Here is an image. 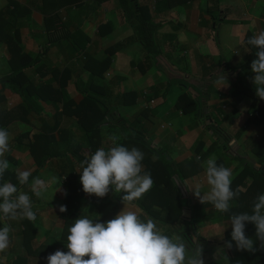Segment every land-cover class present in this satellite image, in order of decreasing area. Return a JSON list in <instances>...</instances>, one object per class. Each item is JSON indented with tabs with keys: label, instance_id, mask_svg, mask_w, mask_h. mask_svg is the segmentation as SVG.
Instances as JSON below:
<instances>
[{
	"label": "crops",
	"instance_id": "obj_1",
	"mask_svg": "<svg viewBox=\"0 0 264 264\" xmlns=\"http://www.w3.org/2000/svg\"><path fill=\"white\" fill-rule=\"evenodd\" d=\"M138 2L155 26L153 57L134 40L118 0H0V80L22 74L17 80L22 95L0 82V128L9 131L11 149L5 154L10 167L0 184L11 182L27 193L36 215L34 221L7 222L12 244L0 254L8 257L0 264H47L50 254L68 251V228L77 218L86 214L102 223L103 205L96 208L92 202L98 197L85 194L81 186L80 197L69 201V182L80 174L85 158L100 147H110L109 134L120 135V144L125 136L119 127L103 125L91 149L71 110L63 112V103L79 102L89 82L98 95L105 91L103 99L111 102L115 117L129 122L136 118L132 133L137 131L168 161L189 162L212 146L196 174L175 180L189 205L201 203L191 191L196 185L201 186V195L208 191L201 164L210 156L231 169L232 180L245 165L264 169L263 148L256 146L264 137V100L256 96L252 83L256 49L245 41L264 30V0ZM115 45L121 48L109 56L108 68L91 80V70L99 72L100 60ZM88 59L94 61L91 70L85 67ZM220 76L227 79L226 87L215 83ZM26 87L29 92L23 91ZM122 93H129L128 104L115 102ZM181 95L188 98L176 108ZM129 139L122 145L138 149ZM28 144L33 152L26 149ZM19 170L31 172L27 185L19 184ZM52 176L60 184L49 185L43 198H37L30 188L32 180ZM77 184L80 187V181ZM119 196L110 190L105 197ZM61 205L66 212L59 211ZM123 207L120 202L114 217ZM183 212L184 218L191 216L187 207ZM206 215L209 222L194 225L196 234L198 228H231L229 218L213 206L206 208ZM31 223L34 235L27 238Z\"/></svg>",
	"mask_w": 264,
	"mask_h": 264
},
{
	"label": "clouds",
	"instance_id": "obj_2",
	"mask_svg": "<svg viewBox=\"0 0 264 264\" xmlns=\"http://www.w3.org/2000/svg\"><path fill=\"white\" fill-rule=\"evenodd\" d=\"M246 43L256 49L257 59L251 63V71L255 74L252 83L256 96L264 100V30L247 39ZM215 83L218 88L226 87L227 79L220 76ZM106 139L110 147L98 148L80 163V183L83 192L89 196L103 198L110 190L122 194L123 210L104 223L96 222L86 214L77 218L68 228V251L57 250L50 254L46 258L47 264H204L199 233L191 238L190 246L188 240L176 233L165 234L151 217L141 219L142 210L137 209L135 202L153 185L151 174L143 169L144 153L120 144L118 134H109ZM10 150V133L0 128V179L10 167L5 158ZM196 159L200 161V157ZM201 167L208 191L201 195L199 184L191 191L202 204L209 203L215 211L228 213L230 201L239 196V189H232L231 169L217 165L214 155ZM30 176V171L19 170L17 180L21 186L27 185ZM59 184L55 176L48 180L36 177L30 188L37 198H43L49 185ZM59 211L66 212V206L61 205ZM24 219H36L31 197L18 191L15 184L5 181L0 184V224L4 225L0 227V254L6 253L12 244V228L7 222ZM228 220L231 241L225 243L224 248L231 249L234 241L238 251H255L254 241L245 235V225L251 223L255 226L260 248L264 249V194L253 201L251 212L232 214ZM7 258L4 255L0 261Z\"/></svg>",
	"mask_w": 264,
	"mask_h": 264
},
{
	"label": "trees",
	"instance_id": "obj_3",
	"mask_svg": "<svg viewBox=\"0 0 264 264\" xmlns=\"http://www.w3.org/2000/svg\"><path fill=\"white\" fill-rule=\"evenodd\" d=\"M118 1L124 18L133 29L134 40L148 55L152 57L155 56L157 54V45L154 40L155 26L150 22L147 8L143 7L138 0ZM207 12L211 15L213 20H217L215 14L210 11ZM0 15H2L1 12ZM217 22L220 21L217 20ZM100 35H104V33L101 31ZM247 39L248 37L245 41H247ZM120 48V45H115L107 50L106 54L108 57H104L99 62V66L101 67L99 72L91 70L89 67V64L94 63V61L92 62V60L88 59L85 62V67L91 70V80L101 77L102 73L110 64L109 56ZM96 63L98 65V62ZM21 75V73L11 75L1 79L0 82L1 84L11 87L13 91L21 94L22 89L19 90L17 85V80ZM93 86L95 85L92 82L88 83L86 89L81 91L82 98L79 102H74L73 100L65 101L63 103V112L66 113L68 110H71L72 116L83 131V139L87 141L91 149H94L95 136L99 133L103 125H115L119 127L125 136L122 144L130 140L129 138H133L131 140L134 145L144 153V159L142 161L143 169L145 172L151 174L153 180L151 189L137 201V205L140 210H142L141 219L143 220L147 217H151L157 222L158 228L165 234L176 233L188 240L189 245H191V233L193 231L196 232V227L194 225L201 221L205 223L209 222V215H206V208L212 205L209 203H195L189 205L188 200L180 194L175 180L182 182L189 176L196 174L200 169L198 165L200 161L198 162L197 159H193L189 162L176 164L168 161L156 150L149 148V145L143 142L144 138L142 139V136H140L137 131L132 133L133 128H131V125L136 123V118H133L131 122H129L121 117H115L112 112L113 105H111L110 101V103L106 104L107 101L103 99L106 98L105 91L101 93V97V94L98 95L95 92L97 89L92 88ZM23 91L29 92L30 90L26 87ZM128 94L129 93H122L120 98L115 100V102L120 105L128 104L130 102L126 101V97L129 96ZM133 97L135 98L134 95ZM186 97L188 98L187 95H181L179 97L176 108L181 107V103H183ZM256 146H262L264 151V137L256 143ZM26 149L30 152L34 151L33 145L30 144H28ZM197 150L200 149L198 148ZM210 150H212V146L200 156V159L206 157L210 153ZM79 177L80 174L74 175V180L69 182L70 187H72V195L69 201H73L80 197L77 194V190L80 191L82 185L78 188L76 187L78 186L77 182L80 181ZM237 188L239 189V196L232 200L233 205L230 206L229 212L222 213L223 218H230L232 214L236 213L251 212L253 201L258 195L264 192V169H253L250 165H245L232 180V189L235 191ZM92 202L96 208L99 205H103V209H99V216L102 223H104L114 218V209L121 202V197L92 198ZM185 207L188 208L191 214L189 218L183 217V209ZM33 235L34 225L31 223V233L27 234V238H31ZM245 235L248 238L255 236V251L249 252L245 250L234 253L228 252L227 254H221L219 261L209 259L205 261L204 264H264V249L260 248V241L256 237V229L253 224L247 223L245 225ZM199 239L201 241H207L201 237H199ZM229 241H231V228L222 233L223 245ZM232 244L235 245V242L232 241Z\"/></svg>",
	"mask_w": 264,
	"mask_h": 264
},
{
	"label": "rangeland",
	"instance_id": "obj_4",
	"mask_svg": "<svg viewBox=\"0 0 264 264\" xmlns=\"http://www.w3.org/2000/svg\"><path fill=\"white\" fill-rule=\"evenodd\" d=\"M143 138L144 137H142V139ZM143 142L148 144V142H147V140L145 138L143 139ZM184 198L186 200L189 199L188 197H184ZM198 231H200L199 232V235H200L199 237H201L202 239H206L207 240V241H201L199 239V242H200V244L203 247L202 259L204 260V262L209 260V259L210 260L219 261L220 257H221V254L223 255V254H227L228 252L229 253L230 252H232V253L238 252V250L236 249L235 245H233V247L231 249L224 248V245H223L224 243L222 242V230L221 229H215L214 230V229H208V228L207 229L198 228ZM191 235L193 237V236H195L197 234H196L195 231H193L191 233ZM249 238H251L255 242V236H251ZM209 242H211V243H209ZM220 249L223 250L222 253L218 252V250H220ZM219 264H222V263H219Z\"/></svg>",
	"mask_w": 264,
	"mask_h": 264
}]
</instances>
